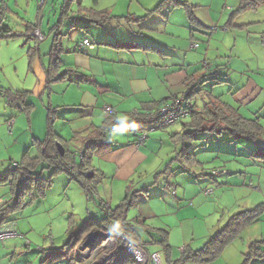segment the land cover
<instances>
[{"label": "rangeland", "instance_id": "obj_1", "mask_svg": "<svg viewBox=\"0 0 264 264\" xmlns=\"http://www.w3.org/2000/svg\"><path fill=\"white\" fill-rule=\"evenodd\" d=\"M178 1H187L194 7V15L201 25L190 24L185 10L175 9V18L182 14L185 18L184 23L188 24L186 32L182 28L183 24L178 23V19H175L173 26L168 25L166 33L163 32V25L160 28L153 27L152 23L158 20L160 13L164 19V15L168 16L173 10L163 7L160 4L162 0H71L69 15L76 16L80 3L84 8L106 10L116 17H124L119 19L121 25L114 29L115 37L126 36L130 16L143 17L145 20L142 23L150 25L151 29L157 31L150 34L136 26L132 31L144 32L142 34L144 41L147 37V42L155 39L176 49L174 57L170 59L175 65L181 64L183 55L189 57L182 68L185 71L191 67V70L186 72L187 75L196 68L201 75L217 72L218 80L224 81L228 76L229 80L237 83V88L231 86L233 91L245 85L247 81L253 82L255 90L250 97L252 100L249 103L246 101L245 106L237 104V108L245 118L259 119L263 131L259 136L258 146L264 148V4L256 9H243V4L239 0ZM65 2L66 0H0L4 20L14 35L0 38V88L18 92L28 89L32 91L40 63L37 60L30 63L28 54L29 52L36 54L35 58L40 55L42 62L47 65L48 58L45 55L49 52L54 34H49V30L58 22L61 6ZM159 5L161 8L158 13L148 14V11ZM239 9L241 10L233 20V25L226 27L230 14ZM69 19H63V26L60 27L64 49H72L82 33L95 46L99 43L93 34L98 28L71 29ZM116 22L117 20H113L108 25L112 26ZM28 24L35 27L45 39L34 37L35 31L28 30ZM132 25L134 24H130V27ZM190 27L192 31L189 30ZM188 31L194 33V37L190 38ZM189 39L192 40L191 43L198 44L194 51L188 46ZM180 49L183 51L181 54L178 51ZM208 64L211 70L207 69ZM152 70L150 76L154 77ZM174 72L177 73V77L169 75L164 80L168 88L171 79L174 80L175 86L179 82L181 72L175 70ZM161 77L164 78L163 74ZM223 84H215L213 89ZM162 85L166 90L164 83ZM212 93L214 96L220 95L223 101L235 107L236 102L224 90H213ZM37 98L31 96L27 100L29 103L38 102ZM10 112L14 114L12 119L6 116ZM27 118L28 115L21 112L18 107L10 109L6 98L0 95V174L5 172L10 164L19 162L23 153L30 147L27 139L30 135L25 131L28 130ZM8 120L13 121L10 129L5 122ZM16 120L18 122L14 125ZM60 127L64 132L67 125L57 122V129ZM68 131L71 133L70 128ZM178 131L180 125L175 124L162 131L148 132L147 145L141 148V151L144 156H148V153L154 155L149 156V160L142 163L136 173L127 180L114 176L112 174L114 168L108 163L103 166L105 170L99 168L97 164L99 158L92 156V168H98L105 173L98 185V196L95 197V201L88 202L80 185L71 180L68 174L58 175L44 198L34 199L24 209L10 215L7 221L12 222L17 236L0 240V264H41V259H46L49 254V248L60 247L66 241L67 222L70 216H73L76 225H81L88 220L89 214L94 215L97 212L95 203L99 199L105 200L114 208L127 191L141 187H149V194L147 198L134 199L136 205L129 209L127 217L133 220L142 214L144 215L142 220H145L146 225L167 231L173 261L181 258L183 249H191L194 252L203 248L207 241L235 217L234 215L260 208L259 221L246 227L237 238L227 243L217 258L211 261H178V264H242L245 258L243 255L246 254L249 244L264 240V159L250 156L256 151V146L252 143L244 140L234 141L226 136L217 138L213 135H200L199 140L186 144L185 153L192 151L202 164H195L191 166V170L183 171L182 167L188 157L187 155L179 157L176 151L180 148L176 149L169 139V135ZM91 132L92 128L85 134L89 136ZM123 133L111 134L112 141L116 139L118 142L123 141L128 137L126 136L128 132ZM64 137L66 140L69 139L67 129ZM103 150H106V147ZM33 151L34 149L30 154L33 157L37 156L38 153ZM257 155L264 156V152ZM212 160L214 161L209 162ZM212 169H218V174L210 176ZM47 175L48 171L45 170L43 177ZM9 199V187L0 186V206ZM74 229L75 226L72 230ZM141 235L142 238L146 237L145 234ZM111 249L112 243L108 242L104 250L96 252L92 250L87 255L90 258L84 260H95L104 251L106 253L99 261L103 263ZM148 249L159 252V248L154 246H149ZM76 251L81 254L83 248L78 247ZM160 257L164 264L161 254ZM251 264H264V259L252 261Z\"/></svg>", "mask_w": 264, "mask_h": 264}, {"label": "trees", "instance_id": "obj_2", "mask_svg": "<svg viewBox=\"0 0 264 264\" xmlns=\"http://www.w3.org/2000/svg\"><path fill=\"white\" fill-rule=\"evenodd\" d=\"M243 4V9H256L264 4V0H239ZM71 0L61 6V14L58 22L51 30L56 31L52 38V45L48 53L49 63L46 69L47 86L52 83H57L65 80V73H60L61 55L63 49L61 47L60 27L62 20H71V29H84L90 27H101L113 20L119 21L124 17H116L106 10L88 9L82 7L79 3L76 16L70 17ZM73 2V1H72ZM163 7L169 9H184L190 24L200 25L194 15V7L187 1L180 2L178 0H162L160 3ZM161 5L157 6L149 13L159 12ZM241 9L233 11L226 23L227 26L233 25V20L239 14ZM0 16L3 13L0 9ZM146 17V15H144ZM4 18V17H3ZM143 17L130 16L128 21L131 23L139 22ZM5 21V20H4ZM120 22V21H119ZM28 30H33V26L28 24ZM10 28L3 24L0 29V38L6 37L5 34L10 33ZM89 40L87 37H82L75 46L77 53L87 55V52L79 50V44L82 40ZM90 42V40H89ZM92 46L94 43L90 42ZM196 44V43H193ZM142 50H151L160 52L156 47L150 45L137 44ZM198 48V44H196ZM94 47V46H93ZM193 49L192 51H194ZM37 51V50H36ZM29 60L31 53L29 52ZM207 69L211 70V66L207 65ZM208 70V71H209ZM211 72V71H209ZM217 72L204 74L196 78H186L184 82V91L180 94H171L167 98L161 100L155 109H140L130 114H126L123 118H115L114 110L108 114L107 119L99 127H94L92 132L87 136L73 138L72 148L68 149V145L56 135L54 131V123L57 119L56 110L47 105L46 108V137L42 142H36L33 147L37 148L38 154L31 157L26 151L19 162H15L8 166V169L0 174V186L9 187L10 199L7 203L0 206V233L12 232L17 236V232L12 225V222L7 220L10 215L16 211L24 209L32 203L34 199H42L45 197L46 191L51 188L54 179L61 173H66L71 180L76 181L89 201H95L98 196V185L104 174L92 168V156L102 155L105 153L104 147H109L108 137L113 133L128 132L134 134V144L138 146V138L145 134L146 138L141 146L145 145L148 138V132L162 131L168 127L180 125V131L169 135L170 142L179 150L176 154L179 157L187 155L186 162L182 169L183 171L191 170V166L195 164L201 165V161L196 159L194 153L190 151L185 153L186 144L192 143L200 139L201 136L213 135L217 138L226 136L234 141L244 140L256 146V151L251 153V157H260L257 153L264 152L263 147L258 146L259 136L262 134L263 128L260 125L259 119L245 118L239 113V108H234L229 103H225L221 96L213 95V87L215 84H227V79L218 80ZM49 92L48 89H46ZM227 93H230L228 91ZM0 95L6 98L7 105H18L20 109L27 112L32 109L31 105H25L22 101L26 92H11L10 90L0 88ZM199 101H198V100ZM178 106L183 109V117L176 123L166 125L163 119L162 107ZM207 133V134H206ZM108 136V137H107ZM213 139V138H209ZM81 143L77 145V143ZM60 145L63 149V154L60 155L56 146ZM83 150V151H82ZM82 152V153H81ZM178 160V158H177ZM215 160V159H214ZM209 161V162H213ZM47 170L48 175L43 177V172ZM218 169H212L210 176L218 174ZM91 174V177L87 175ZM149 187L127 191L122 200L112 208L105 200L99 199L96 201L97 212L89 214L88 220L81 225H76L73 216L68 219V228L66 229L67 239L64 244L57 248H49V254L46 259H41L42 263L55 264H137L125 249L127 242H131L149 254H161L163 261L166 264H178L185 261H211L217 258L223 247L237 238L242 230L246 227L259 221L261 214L260 208L247 211L238 215H234L214 237L207 241L203 248L197 251L191 249H183L181 258L175 261L171 259V247L168 244V232L162 229H154L145 224V220L134 218L129 220L127 217L131 207L136 205L134 199L138 194H148ZM25 199H28L26 202ZM75 226V229L72 228ZM98 232L101 238H110L113 242V247L106 256L105 262H99L100 257L106 252L102 251L101 256L95 260H84L77 250L82 247L85 237L90 232ZM142 234L146 237L142 238ZM11 237V238H14ZM8 238V239H11ZM7 240V239H4ZM2 240V241H4ZM149 246L159 248V252H152L148 249ZM85 249V248H83ZM103 249H100V251ZM242 264H251L252 261H261L264 259V240L251 242L247 252L243 255Z\"/></svg>", "mask_w": 264, "mask_h": 264}, {"label": "crops", "instance_id": "obj_3", "mask_svg": "<svg viewBox=\"0 0 264 264\" xmlns=\"http://www.w3.org/2000/svg\"><path fill=\"white\" fill-rule=\"evenodd\" d=\"M175 9L170 11L168 16L164 15V19L162 13H160V16L157 18L158 20L154 21L152 26H159L160 28L163 25V32L166 33L168 25L171 24L173 26L175 24V19H178V23L183 24L182 28L184 32H186L188 24L187 22L184 23L185 18L182 14L183 19L181 18V15L175 18ZM144 20L145 19L143 18L141 21L136 22V24L130 22L128 25V31L124 37H115L114 34L115 27L117 28L121 25V22H116L115 24H112V26L108 25L112 23L111 21V23L109 22L101 27H90L98 28V31H94L93 34L98 38L97 40H99V43L96 44V46L94 44L93 50H89L87 55L75 51V46L78 42L77 40L72 49H64L61 42L62 35L59 30L61 35L59 41L63 49L59 72L65 73L66 75L65 80L52 83L48 86L46 83V69L49 63V58L47 56L49 52L45 55L48 58L47 65L42 62L40 55L37 59L35 58L36 54L31 53L30 63H32V61L34 63L36 60L39 61L40 69L39 73H37V78L34 81L35 83L32 91H28L29 89L22 91L26 92L22 101H24L25 105H31L32 109L27 113L21 110L18 105H9L10 109L18 107L21 112H25L28 115V130L25 131H28L30 135L29 138H27L29 139L30 147L26 151L31 157H33V155L30 154L32 149H34L33 152L38 153L37 148L33 147L35 141L42 142L46 137L47 112L45 107L47 105L56 110V121L67 125V128L64 130L65 132L67 129L69 135V139L67 140L64 137V132L61 130V127L57 129L56 121L53 128L56 135L64 142V144L68 145V149L70 150V148H72L73 138L85 136V133L89 129L101 126L107 119L108 115L103 112L104 107L112 108L114 110L112 115H115V118L117 119H121L124 115L140 109H155L157 104L169 95L182 93L185 89L184 82L186 78L202 76L197 72V68L189 72V75H187L186 72L190 71L191 67L185 71L182 70L189 57H184L183 55L181 64L175 65L170 62V59L172 56L174 57L176 49L164 45L165 42L160 43L155 39L151 42H147L146 37V41H144L145 38L142 36L144 32L132 31L134 26L150 34L152 31H157V29H151L149 27L150 25L142 23ZM5 23L9 27L6 20ZM130 24L134 25L130 27ZM107 25L108 28H106ZM190 28L189 30L192 31V28ZM75 29L77 30V28ZM33 30L38 31L35 27H33ZM51 33L55 34L56 31L50 29L49 34ZM188 33L190 38L194 37V33H190L189 31ZM82 37H86V35L82 33L80 39ZM44 39L45 37L43 36V40ZM191 41L192 40L189 39L187 42L191 45L193 44ZM137 44L156 47L160 52L142 50L143 48ZM189 44L188 46L190 48ZM36 50L38 53V46L36 47ZM178 51H180V54L183 52L181 49ZM151 59L154 60L151 61ZM188 66H191V64H188ZM151 69H153L154 77L150 76ZM174 70L181 72V74H179V82L175 86L173 85L174 80L171 79V85H169L168 88V84L164 80L167 79L169 75L176 76L177 73L174 72ZM182 73H184V75H182ZM33 74L35 75L36 73ZM162 74L164 76L163 79L161 77ZM227 80V84H223V86L214 88L213 90H224L226 93L230 91L228 96L236 102L235 107L233 106L234 108H237V104L245 106L246 101L249 103L252 100L250 97H252V92L255 90L253 82L247 81L245 85L240 86V88L236 90L234 89L233 91L231 86L237 88V83L233 80ZM162 83H164L166 90L162 88L164 87ZM3 89L10 90L11 92H18L13 89ZM46 89H48L49 92H47ZM31 96L32 98L37 96L39 98H37L38 102L33 101V103H29L27 98ZM6 116L7 118H14L12 112ZM5 122L7 124L6 126H8L9 122H12L13 125V121L11 120ZM16 122H18V120L14 121V125H16ZM69 128L71 133L68 131ZM118 133L124 134L123 132ZM127 134L128 135L126 136L128 137L120 142H118L117 139L116 141H112L111 135H109V147H106L104 154L99 155V161L97 162L98 167L103 170H105L103 167L104 164L108 163L114 168L112 174L124 180H127V178L136 173L137 168L142 163L149 160V156L154 155L148 153V156H144L141 148H145L147 144L145 143L144 146L137 148L134 144V134ZM79 143H81V141H79L77 145L75 144V146H78ZM94 170L103 173L105 176L104 171L99 170L98 168H95ZM137 197L147 198V195L138 194ZM143 216L144 215L139 214L137 217L143 219ZM164 264L166 263L164 262Z\"/></svg>", "mask_w": 264, "mask_h": 264}, {"label": "built area", "instance_id": "obj_4", "mask_svg": "<svg viewBox=\"0 0 264 264\" xmlns=\"http://www.w3.org/2000/svg\"><path fill=\"white\" fill-rule=\"evenodd\" d=\"M5 23L3 16H0V29L2 28L3 24ZM1 32V31H0ZM1 34V33H0ZM6 37L10 36V33L5 34ZM35 37H38L40 40L43 39V36L39 34L37 31L34 32ZM196 44H191L190 49H196ZM93 49L92 44L89 42V40H82V42L79 44V50H83L85 52ZM183 109H180L178 106H166L161 108V112L163 113V119L165 120L166 125L174 124L176 123L180 118H182L183 115ZM103 112L105 114H110L112 113V109L109 107H104ZM12 127V122L8 123V128L10 129ZM146 138V135L143 134L141 135L140 138H138V146L142 145L144 140ZM83 151V150H82ZM82 153V152H81ZM15 234L12 232H2L0 233V240L8 239L11 237H14ZM99 241L101 245H95L92 248H85L81 252V257L84 259H89L88 257V252H96L97 250L100 249V247H104L106 243L110 242L112 243L113 247V242L110 238H99ZM126 251L129 253V255L133 258V260L137 264H160V256L157 253L154 254H149L139 246L127 242L125 245ZM86 251V252H85Z\"/></svg>", "mask_w": 264, "mask_h": 264}, {"label": "water", "instance_id": "obj_5", "mask_svg": "<svg viewBox=\"0 0 264 264\" xmlns=\"http://www.w3.org/2000/svg\"><path fill=\"white\" fill-rule=\"evenodd\" d=\"M56 148L59 154L62 155L63 149L61 148V146L57 145ZM87 177H91V174L87 175ZM99 238L100 234L96 231L88 233L84 239V242L82 243V248H92L95 245L96 241L99 240Z\"/></svg>", "mask_w": 264, "mask_h": 264}, {"label": "bare ground", "instance_id": "obj_6", "mask_svg": "<svg viewBox=\"0 0 264 264\" xmlns=\"http://www.w3.org/2000/svg\"><path fill=\"white\" fill-rule=\"evenodd\" d=\"M192 50H193V49H192ZM106 115H108V114H106ZM95 245H98V246L101 245V243L99 242V240L96 241ZM95 245H94V246H95ZM100 249H103V250H104V247H100ZM100 249H99V250H100ZM104 255H105V254H104ZM158 255L160 256V254H158ZM160 259H161V257H160ZM160 264H163V263H162V259L160 260Z\"/></svg>", "mask_w": 264, "mask_h": 264}]
</instances>
